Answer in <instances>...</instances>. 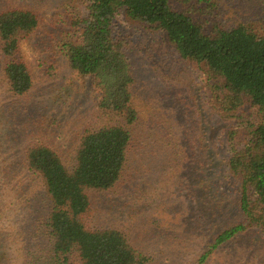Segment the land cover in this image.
<instances>
[{"label": "rangeland", "instance_id": "rangeland-1", "mask_svg": "<svg viewBox=\"0 0 264 264\" xmlns=\"http://www.w3.org/2000/svg\"><path fill=\"white\" fill-rule=\"evenodd\" d=\"M89 2L0 0V11L22 8L39 20L36 30L21 39L17 52L32 76L28 95L9 98L5 93L0 57V264L28 263L27 251L34 243L31 239L27 247L25 240L36 230V221L48 214L42 182L22 169L21 147L41 141L67 149L100 123L93 116L97 93L90 79L75 73L59 52L72 21L86 14ZM210 3L216 7L172 0L178 10L190 11L207 32L214 23L223 29L257 24L256 0ZM117 26L130 42L128 57L143 132L159 135L161 150L167 147L164 141L169 148L178 147L181 158L159 164L154 154L150 160L146 151H133L122 188L93 196L84 222L90 229L124 231L130 243L152 259L150 264H200L216 235L228 223L241 221L239 194L229 181L222 185V174H215L219 176L214 180L212 170L224 171L232 151L243 147L247 131L243 120L223 118L205 67L181 59L165 34L131 22L124 13L117 16ZM241 111L245 118L253 113L247 103ZM201 145L208 147L210 162L205 165L204 160V166L195 161L203 152ZM151 148L152 153L157 151ZM198 166L203 174L197 173ZM203 264H264L263 232L254 229L220 246Z\"/></svg>", "mask_w": 264, "mask_h": 264}, {"label": "trees", "instance_id": "trees-1", "mask_svg": "<svg viewBox=\"0 0 264 264\" xmlns=\"http://www.w3.org/2000/svg\"><path fill=\"white\" fill-rule=\"evenodd\" d=\"M195 1L207 4L205 9L216 7L211 0ZM256 1L257 26L240 23L223 29L214 23L209 32L190 11L175 8L172 0H90L86 14L75 17L59 52L75 73L90 79L97 93L93 116L100 123L86 129L67 149L41 141L21 147L22 169L42 182L49 202L47 216L36 221V230L25 240L27 247L31 239L34 243L27 251L26 264L152 261L130 243L124 231L105 226L90 229L84 222L93 196L122 188L133 151L154 154L159 164L181 158L178 147L169 148L164 141L167 151L162 148V152L159 135L143 132L128 57L130 42L117 26L121 13L131 22L165 34L181 59L202 64L223 118L243 120L247 131L243 147L232 151L222 166L224 171L212 170L214 180L219 176L215 174H222V185L229 181L239 194L237 211L241 221L228 223L199 263L249 231L258 229L264 234V0ZM38 24L37 15L26 9L0 11L1 75L9 98H21L32 91V76L17 52L21 39L35 31ZM245 103L253 112L246 111L247 118L241 111ZM145 122L148 125L149 120ZM201 146L203 152L195 161L204 166L205 160L208 165V147ZM151 147L157 151L152 153ZM201 168H196L198 174L204 173H199ZM189 172L191 176V169Z\"/></svg>", "mask_w": 264, "mask_h": 264}]
</instances>
